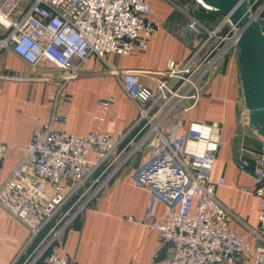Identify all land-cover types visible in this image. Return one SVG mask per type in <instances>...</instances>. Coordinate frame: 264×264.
<instances>
[{
    "label": "built area",
    "instance_id": "2783aa9c",
    "mask_svg": "<svg viewBox=\"0 0 264 264\" xmlns=\"http://www.w3.org/2000/svg\"><path fill=\"white\" fill-rule=\"evenodd\" d=\"M243 1L259 23L264 0ZM154 14L149 0H0V50L13 51L39 78L62 85L80 75L91 53L104 59L111 52L145 50L147 39L161 26ZM187 27L203 39L186 60H168L163 70L144 72L153 79V88L134 70L108 66L107 72L137 107L131 126L136 131L126 143L128 132L102 129V116H94L93 130L74 134L66 128L68 115L57 112L34 126L25 146L0 142V161L9 150L18 154L0 184V208L28 230L18 256L47 228L21 264H74L48 251L50 246L143 146H149L151 154L131 173V180L148 192V210L142 218L128 220L157 232L163 264H235L244 257L251 264H264V246L252 249L230 227L229 212L215 197L222 180L209 179L222 124L194 119L184 124L180 116L196 107L203 81L218 72L230 47L236 48L239 30L227 15L213 27L188 15ZM113 102L112 97L97 101L106 114ZM56 122L61 125L55 127ZM255 161L254 188L240 190L259 199L258 227L250 229L257 235L264 231V151ZM238 166L243 169L244 162ZM155 200L165 207L161 220L150 218Z\"/></svg>",
    "mask_w": 264,
    "mask_h": 264
},
{
    "label": "crops",
    "instance_id": "0c3cea01",
    "mask_svg": "<svg viewBox=\"0 0 264 264\" xmlns=\"http://www.w3.org/2000/svg\"><path fill=\"white\" fill-rule=\"evenodd\" d=\"M149 4L161 26L147 39L145 50L128 55L111 52L104 59L91 53L81 64L80 75L62 85L55 79L39 78L13 51L0 50V142L25 146L34 126L49 121L55 112L68 115L66 128L71 133L93 130L94 116H102V129L111 133L127 131L124 143L129 141L136 131L131 126L137 117V107L117 78L107 72L108 66L134 70L144 85L153 88V79L144 72L161 71L168 60H186L204 37L188 29V15L198 17V8L208 12L197 0H149ZM219 21L201 20L209 27ZM259 25L264 33V13ZM236 54L231 52L223 57L218 72L203 81L196 107L180 116L184 124L192 119L222 124L209 179L222 180L215 188V197L228 210L232 230L255 249L264 246V231L257 235L250 231L258 227L259 199L240 187L254 188L253 169L259 151H264V137L249 123ZM103 97L114 99L109 114L97 103ZM54 125L59 127L61 123ZM150 154L151 148L143 146L120 165L105 188L76 215L48 251L65 255L74 264H163L164 251L158 248L157 232L148 225L128 220V217L142 218L148 210L149 194L134 185L131 173ZM17 155L9 150L0 161V184L13 170ZM89 156L95 157V153L90 151ZM242 162L244 168L240 169L238 164ZM164 213V205L155 200L149 210L150 218L161 220ZM46 230L18 256L28 230L0 208V264H11L14 259L13 264H21ZM235 264L251 262L244 257Z\"/></svg>",
    "mask_w": 264,
    "mask_h": 264
},
{
    "label": "water",
    "instance_id": "95a60500",
    "mask_svg": "<svg viewBox=\"0 0 264 264\" xmlns=\"http://www.w3.org/2000/svg\"><path fill=\"white\" fill-rule=\"evenodd\" d=\"M239 30L236 54L249 123L264 137V33L243 0H202Z\"/></svg>",
    "mask_w": 264,
    "mask_h": 264
},
{
    "label": "rangeland",
    "instance_id": "374dc122",
    "mask_svg": "<svg viewBox=\"0 0 264 264\" xmlns=\"http://www.w3.org/2000/svg\"><path fill=\"white\" fill-rule=\"evenodd\" d=\"M194 2H195V0H194ZM196 4V3H195ZM201 4V3H200ZM200 6H202V4L200 5ZM201 8V7H200ZM206 10V9H205ZM208 10V12L207 11H204V9H199L198 8V13H197V15H198V17H196V18H198L200 21L201 20H203V22L205 21L206 23H209V22H215L217 19H221V18H223V16H226L224 13H222V12H218V11H214V9H207ZM228 28H229V25L228 24H226L225 25V27H224V29H223V32L227 35L226 37L228 38L229 36H230V34H231V32H228ZM223 33V34H224ZM229 35V36H228ZM220 39L221 40H224L223 39V37H222V33H220ZM218 41V40H217ZM225 41V40H224ZM230 52H228V54L229 53H231V52H233V51H235L236 53H237V51H238V46H237V43H236V48L234 47V49H233V47L231 46L230 47V50H229ZM234 52V53H235ZM223 59V58H222ZM211 76V75H210ZM246 112H247V110H246ZM248 113V112H247Z\"/></svg>",
    "mask_w": 264,
    "mask_h": 264
},
{
    "label": "bare ground",
    "instance_id": "6f19581e",
    "mask_svg": "<svg viewBox=\"0 0 264 264\" xmlns=\"http://www.w3.org/2000/svg\"><path fill=\"white\" fill-rule=\"evenodd\" d=\"M199 3H201L203 6H206L209 8V6L207 4H205L202 0H197ZM238 40V39H237Z\"/></svg>",
    "mask_w": 264,
    "mask_h": 264
},
{
    "label": "trees",
    "instance_id": "16d2710c",
    "mask_svg": "<svg viewBox=\"0 0 264 264\" xmlns=\"http://www.w3.org/2000/svg\"><path fill=\"white\" fill-rule=\"evenodd\" d=\"M214 11H217V10H214ZM218 12H220V11H218Z\"/></svg>",
    "mask_w": 264,
    "mask_h": 264
}]
</instances>
